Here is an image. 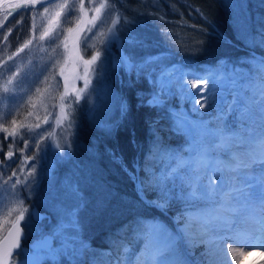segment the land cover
Returning a JSON list of instances; mask_svg holds the SVG:
<instances>
[{
  "label": "rangeland",
  "instance_id": "1",
  "mask_svg": "<svg viewBox=\"0 0 264 264\" xmlns=\"http://www.w3.org/2000/svg\"><path fill=\"white\" fill-rule=\"evenodd\" d=\"M48 1L41 0L35 6L31 21V36L28 38L32 43L23 52L17 51L20 46L16 51L5 54L7 57L0 53V239L21 211H24L25 218L22 221V227H24L26 235L32 234L34 239L49 233L53 238V243L48 246L51 251L47 255L41 250H31L27 255L18 256L16 254L11 264H20L24 259L39 261L40 264L48 261H60L64 258H69L74 262L81 256L84 250L80 248L79 243H70V241L78 239L83 243L84 248L88 244L87 240L80 235L81 224H79V231H75L70 215L78 205L80 209L84 201V194L81 190L78 189L79 198L71 191L72 187L77 188L76 176H83L82 168L84 166L82 163H78L79 158H77V147L85 149L81 138L76 137L77 129L83 120L88 119L90 124L97 127L99 131L104 129L105 132H108L115 123H113L114 117L118 112H121V101L127 102L124 89L129 84V72L123 66L119 69L113 68L114 61L118 60L121 55L120 44L112 39V33L121 29L117 24L118 17L122 19V15L117 7L111 0H54L51 3ZM179 1L187 5L190 4L186 0ZM220 1L228 8V23L231 24L234 36L231 38L226 35L225 37L216 26L208 27L207 30L204 28L203 31L214 34L216 32V36H219L220 39L225 37L236 48L242 51L248 50L249 48L242 45L241 41L244 34L247 35L258 25L253 27L250 23L251 5L248 0ZM21 2L22 0H15L5 5ZM45 2H48L45 6L49 8L47 13L44 12V6L38 8ZM81 2L85 4L88 11L81 12L79 10ZM62 3L73 6L72 15L69 17L72 21L71 24L65 23L64 15L60 17L58 24L55 22V13L59 10L56 5ZM101 3L107 7L101 11L100 19L96 21V27L92 29L91 33H87L90 38L87 41V48H85L80 42L82 33L76 29L77 21L78 19L84 21L80 28H86L87 22L95 15L91 9L98 7ZM237 4L242 7H237ZM190 5L192 6V4ZM193 8L203 18L205 17L199 7ZM67 11L65 9V13ZM238 14H241L247 21L246 32L237 31L235 28V18ZM2 20L3 18L0 21ZM68 27L75 30L69 33L66 30ZM202 27H197V30L203 29ZM45 29H55V31H50V36L41 40V32ZM132 31L135 33L133 29ZM116 47L118 53L115 50ZM140 48L130 47V51H124L128 54H135ZM109 50L113 52L111 53ZM97 52H100V57L92 65H84L83 60L91 59L92 55ZM115 53L117 57L113 56ZM251 53L264 59L263 54L252 50ZM10 56L11 60L8 59ZM139 57V55L135 57V60ZM245 62L252 66L250 73L238 74L225 70L222 75L203 68L187 70L181 65L170 63L159 71L151 69L152 75H149L147 80L150 82L153 92L160 93L162 86L160 78L167 70L179 82L199 83L203 88L201 98L215 92V105L201 108L199 104H196L195 109L198 111L194 110L191 100L185 98L187 94H180L179 88L175 89V95L161 94L159 97L161 103L164 101L171 103L169 113L172 114L175 123L188 121L196 125L201 121H213L217 115L218 107H231L235 104L237 110L229 114L225 126L230 133H239L243 137V142L234 144L230 151L238 152L245 158L255 157L256 162L246 171L251 173V169L255 168L256 172H252L251 175L257 176L264 173V161L258 159L264 152V128L261 127L259 119V109L264 104V68L250 58L245 59ZM52 66H54V70ZM85 68H87L89 80L87 89H84V80L81 78L84 76ZM61 71L64 73L63 77L59 75ZM197 76L207 77V81H197L195 79ZM116 79L118 81L115 82ZM5 88L8 91H5ZM79 89H83V91L79 93L78 101L69 102L67 98L61 99L66 94L69 97L75 95L76 90ZM198 91L200 89L191 88L193 93ZM152 97L153 95H150L148 101ZM22 100H28L30 109L22 112L21 120L17 121L9 111L14 106L23 108L22 102H20ZM245 105H251V120L241 119L239 109ZM13 121H15L14 124ZM37 124L40 125L39 128L36 127ZM183 132L187 143L190 137L195 135V132L188 128H185ZM10 133H15V135L11 136ZM35 145H39L44 151H40ZM9 149L13 151L11 158L6 156ZM109 152L112 155L116 154L114 148ZM184 155L187 153L185 152ZM220 156L222 159L228 160L230 152H222ZM25 157H28L27 163H23ZM33 164L35 173L29 175L32 172ZM74 165H79L80 170L76 169ZM67 166H71L72 170L64 173V168ZM56 171L60 172L59 176H55ZM12 172L16 173L15 177L11 176ZM130 174H132L135 187L138 189L140 179H137V169L130 170ZM14 180L16 183L13 182ZM29 183L30 193L27 190H22ZM139 194H143V192ZM36 206L41 211L49 213L51 216L49 222L47 219L34 220L31 211ZM213 207L215 205L199 202L189 211L207 212ZM233 207L239 210L237 215L239 239L264 237V213L261 211L258 196H253L247 201H234ZM176 216L177 214L171 216V225L161 224L173 234L177 233L178 227L184 225L183 221L179 225L176 223L174 220ZM29 221L30 227H25V223ZM194 225L196 230L193 231V238L190 241L181 239L178 244L180 255L189 264H211L212 262V264H217L221 260L224 264H228V259L224 257L225 253L222 249L228 247L226 256L228 254L227 258L231 260L232 244L237 247L238 252L237 262L232 259L231 264H241L240 258L242 259L244 254L243 250H246L247 254L252 250V247H242L237 243L222 245L221 250L212 249L207 243L201 242L199 236L195 235L199 224ZM140 243L141 245L138 244V247L130 251L131 257L144 255L145 241L141 239ZM62 247L64 248L63 254H61ZM73 248L75 251L72 250ZM257 248L264 251V247ZM258 264H264V261Z\"/></svg>",
  "mask_w": 264,
  "mask_h": 264
},
{
  "label": "trees",
  "instance_id": "2",
  "mask_svg": "<svg viewBox=\"0 0 264 264\" xmlns=\"http://www.w3.org/2000/svg\"><path fill=\"white\" fill-rule=\"evenodd\" d=\"M186 1L192 6L179 0H111L122 15V19L118 17L117 26L122 28L126 21L133 19L139 22L132 29L145 41V48L141 47L138 53L131 54L134 59L140 56L136 61L149 56L159 57V61L150 66L152 70L159 71L170 63H176L187 70L203 68L218 75H222L225 70L238 74L250 73L252 66L245 59L250 58L260 65L264 63V59L250 51L264 55V45L259 43V37L256 36L253 41L255 30L264 22V0H248L251 5L250 23L253 27L258 25L247 35L244 34L241 43L250 49L244 51L231 45L225 38L226 35L231 38L234 36L231 24L228 23L227 6L220 0ZM48 2L38 8L45 7ZM8 6L0 8V20ZM196 6L205 15L204 18L193 8ZM34 9L17 10L0 28V53L5 57V54L16 51L31 36ZM200 26L203 29L197 30ZM215 26L225 35L224 38L220 39L216 32L203 31L204 28ZM9 27L12 29L10 33L4 31ZM129 48L127 44L124 45L125 51H130ZM113 56L117 57V54ZM223 61H227V65ZM147 77L129 74V84L124 89L127 114L122 116L118 112L108 132L104 129L99 131L88 119L83 120L77 129L76 137L81 138L85 146V149L77 147L78 163L84 165L81 170L83 176H76L77 188L84 194L83 206L78 212L80 235L88 244L85 247L87 250L76 261L64 258L54 261L55 264H106L117 254L121 244H127L130 251L141 245V239H136L133 232L137 220L171 225V216L179 215L183 210V205L179 203L171 204L166 212L147 203L138 193L129 171H135L138 164L139 179H146L143 171L146 165L157 172L165 166L166 159H157L154 154L157 147L166 149L169 154L181 152L184 155L188 144L185 133L175 130L177 123L169 113L171 103L164 101L159 106H149L147 103L149 96L154 94ZM140 97H143V103ZM27 101H20L23 108L14 106L9 111L17 121L21 120L22 112L30 109ZM112 148L115 155L109 152ZM74 167L80 170L79 165ZM70 170L72 167L67 166L64 173ZM59 173L56 171L55 176H59ZM144 192L151 200L159 199V192L154 189L146 188ZM31 239L32 234L26 235V240Z\"/></svg>",
  "mask_w": 264,
  "mask_h": 264
},
{
  "label": "snow or ice",
  "instance_id": "3",
  "mask_svg": "<svg viewBox=\"0 0 264 264\" xmlns=\"http://www.w3.org/2000/svg\"><path fill=\"white\" fill-rule=\"evenodd\" d=\"M41 0H22L21 3H13L4 9L3 20L0 21V28L8 20L9 17L16 14L17 10L29 8H35ZM237 7H242L240 4ZM59 9L55 13L56 23L62 15L65 16V23L71 24L72 21L69 18L72 15V8L67 3L56 5ZM107 5L101 3L98 7L91 9L95 15L87 22L86 28H80V25L84 21H77L76 29L82 33L81 43L87 48V41L90 38L87 33H91L92 29L96 27V21L100 19V13L105 9ZM67 9V13H65ZM79 10L86 12L85 4L81 2L79 4ZM49 11L48 7H44V12ZM139 15V14H138ZM19 22V21H17ZM139 22L135 19L126 21L125 25L121 29L112 33V39L116 40L121 47V55L118 60L114 61L113 68L119 69L121 66L125 68L129 74H135L137 76H149L152 75L150 66L159 61V57H145L141 61H136L131 54L124 51V45L127 44L130 47H143L145 41L140 38L136 33L132 31V27ZM247 21L238 14L235 18V28L237 31H247ZM67 32H73L75 29L68 27ZM4 31L10 33L11 27L4 29ZM50 31L55 29H45L41 32L40 39L44 40L50 36ZM111 31V30H110ZM121 33H125L123 36ZM259 37V43L264 45V22L259 29L255 30V37ZM7 40V36L4 37ZM32 43L31 40H27L17 51L23 52ZM107 51V49H105ZM100 57V52L92 55L91 59L83 60L84 65L90 66L94 61ZM9 60L12 57H8ZM83 59V58H82ZM223 64L227 65V61H223ZM53 70H54V66ZM264 68V63L261 65ZM61 77L64 76L63 71L59 73ZM87 68L84 69V76L81 77L84 80V89L89 86V80L87 78ZM66 79V77H65ZM161 92L154 93L153 97L147 102L149 106H159L161 104L160 95H175L176 88H179L181 95H186L185 98L191 100L195 109V105L199 104L201 108L212 107L215 105V92H212L207 97L201 98L203 88L199 83L185 84L177 81L176 77L169 74L167 70L161 75ZM197 81L205 80L207 77H195ZM198 88L200 91L191 92V88ZM5 91H8L5 88ZM83 89L76 90L75 95L70 97L66 94L61 99H69L71 101L79 100V93ZM143 103V97H140ZM121 114H127V105L125 102L120 103ZM237 107L233 104L231 107L225 106L223 108H217V115L213 121H201L199 124L193 125L188 121H179L176 125V131H184L185 128L191 129L195 132V135L191 136L187 147L184 152L187 155H183L181 152H175L169 154L166 149L156 148L155 156L157 159H166L165 166L162 170L157 172L150 165H146L143 171L146 173V179H140L138 193L144 192L146 188H151L159 192V199L156 201H149L152 206L160 209L162 212H166L168 207L173 203H179L183 205V211L174 217V220L179 225L181 221L184 222L183 227H178L177 233L173 234L166 228H164L159 222L146 223L142 220H137V227L133 228L136 239H142L144 244V255L140 257H131L130 249L127 244H121L118 252L112 259L106 262V264H189L180 253L178 244L181 239L191 240L193 238V225L199 224V229L195 235L199 236L201 242L207 243L212 249L221 250L222 245L229 243H237L242 247H264V237L258 239L245 238L239 239L238 235V221L237 215L239 210L233 207V202L247 201L253 196H258L260 200V207L262 213H264V173L258 176H253L246 170L256 162L255 157L245 158L238 152L230 151L232 146L236 143H242L243 137L239 133H230L226 130L225 121L228 119L229 114L232 111H236ZM242 120L252 119L251 105H245L239 109ZM259 119L261 127L264 128V104L259 109ZM15 121H13V124ZM40 127L39 124L36 125ZM7 131V129H5ZM9 135L14 136L15 133ZM40 151H44L39 145H35ZM59 147V145H57ZM230 152V158L228 160L222 159L220 153ZM8 158L13 156V151L9 149L6 153ZM260 161H264V152L258 157ZM28 157L24 158L23 163H27ZM17 163H20L17 161ZM35 173V165H32V172L29 175ZM12 177L16 176L15 172L11 173ZM139 179V177H137ZM16 183V181H13ZM22 190L31 192L30 183L26 184ZM72 193L79 198L78 188L72 187ZM143 199V197H142ZM199 202H206L215 207L211 208L207 212H191V208L195 207ZM77 208L73 209L70 213L72 220L71 223L74 226L75 231H79V219ZM27 211V209H25ZM24 211L19 212L15 217V224L13 226L15 236L10 247L0 252V264H9L12 257V248L20 249L17 253L18 256H23L24 252L20 245V236L23 233V229L19 227V222L24 220ZM25 227H30V221L25 223ZM12 235V232H9ZM70 243H79L82 250L84 248L82 242L78 239L70 241ZM75 251V248L72 249ZM225 253V258L228 259V264H231L230 258H227V248L222 249ZM45 255L51 251L41 249ZM64 248L61 249L63 254ZM235 251V249H233ZM101 256L104 253H100ZM20 264H40L39 261L30 259H24ZM55 264V262H54ZM217 264H224L223 260L218 261Z\"/></svg>",
  "mask_w": 264,
  "mask_h": 264
},
{
  "label": "water",
  "instance_id": "4",
  "mask_svg": "<svg viewBox=\"0 0 264 264\" xmlns=\"http://www.w3.org/2000/svg\"><path fill=\"white\" fill-rule=\"evenodd\" d=\"M15 1V0H0V7L5 6L6 3ZM144 193V192H143ZM143 198L147 200V197L144 193ZM32 216L34 217V220L37 221H42L43 219H47L49 222L51 220V216L49 215L48 212L41 211L38 206L32 208ZM15 220L9 227V229L6 231L5 235L0 239V252H3L5 249L9 248L11 243L13 242L14 236H15V231H14V226ZM19 227L23 229V233L20 236V245L21 249H23L24 255H27L28 252L31 250H41V249H48V246H50L53 243V238L50 236V234H44L41 237H37L33 239L32 241H26V232L24 227H22V221L19 222ZM12 232V235H9V232ZM26 243V245H25ZM12 257L9 261V264L13 262V257L16 255L20 249L12 248Z\"/></svg>",
  "mask_w": 264,
  "mask_h": 264
},
{
  "label": "bare ground",
  "instance_id": "5",
  "mask_svg": "<svg viewBox=\"0 0 264 264\" xmlns=\"http://www.w3.org/2000/svg\"><path fill=\"white\" fill-rule=\"evenodd\" d=\"M256 170L255 168H252L251 169V173L250 174H253L252 172H256L254 171ZM262 172V170H260ZM258 176V175H257ZM234 203V202H233ZM184 226V225H183ZM193 231L196 230V227L195 225H193ZM228 248V247H227ZM233 249H235V251H233ZM244 251V254L242 256V259L240 258V261H241V264H258L260 262H263L264 261V251H261V249H258L257 247H252V250H250V252H248L247 254V251L246 250H243ZM237 247L234 246L233 244L231 245V252H230V257H232V259L237 262ZM243 253V252H242ZM241 254V253H240ZM228 256V254H227ZM225 257V256H224ZM241 257V256H240ZM231 259V260H232ZM213 263V262H212ZM211 263V264H212ZM234 263V262H233Z\"/></svg>",
  "mask_w": 264,
  "mask_h": 264
}]
</instances>
